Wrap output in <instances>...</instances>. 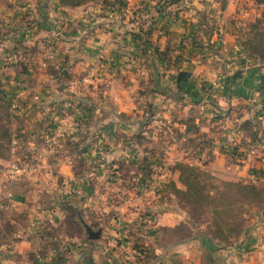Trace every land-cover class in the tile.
<instances>
[{
	"label": "crops",
	"instance_id": "crops-1",
	"mask_svg": "<svg viewBox=\"0 0 264 264\" xmlns=\"http://www.w3.org/2000/svg\"><path fill=\"white\" fill-rule=\"evenodd\" d=\"M187 1L189 11L183 8L180 11V0L152 6L149 22L152 35L146 45L141 43L138 51L137 41L129 36L134 25L128 29L102 15L92 20L83 10L79 14L78 10L59 4L58 0H0V89L3 92L0 99L8 106L10 132L9 151L0 159V264H33L34 260L37 264H264V223L258 233L245 232L237 244L220 246L195 239L160 245L151 242L150 237L158 239L161 229L178 226L186 217L184 211L178 210L168 219L169 207L161 206L158 213L151 208L146 215L152 228L149 231L145 226L138 229L133 226L139 219L133 204L128 198L117 200L119 192L109 196L107 191L113 186L115 173H119L117 162L128 150L145 163L150 161L148 156L161 153L163 160L173 166L179 156L174 144H170L173 135L166 137L160 150L151 149L156 139L154 134L140 131V126L145 125L143 120L131 116L135 109L140 113L138 107L144 106L148 98L139 97V85L135 73L131 72L134 70L132 61L140 62L141 54L148 58L156 55L157 59L170 54L181 59L177 63V69L181 68L184 74L180 84H166L177 96H163L154 90L149 100V106L155 107L157 102L165 104L167 113H163V117L169 126L186 117L188 109L194 105L201 108L206 100L222 110L241 101L248 105L247 99L249 112L239 121L230 119L233 126L243 123L251 127V123L256 124V117L260 120L264 117L263 68H245L231 88L220 89L218 84L220 78L238 71L242 63L237 58V52L241 51L235 46L230 21L238 0ZM130 9L128 7L126 13ZM200 9L207 12L208 18L213 14L210 18L217 20L212 23L215 31L207 30V21L192 18L193 13L187 14ZM74 22L79 24L83 34L69 38L65 32ZM118 28H125L122 36ZM75 41L80 43L79 48L74 49ZM74 50L79 59L77 65L72 58ZM29 52L35 57L28 56ZM151 59L148 67L152 75L162 74L161 71L172 75L174 67L160 70L157 60ZM22 65H27L26 69ZM62 65L66 70H56ZM75 65L84 71L83 76L92 72L107 78L95 85H90L92 82L75 84L74 80H68ZM139 69V74L149 73L146 66ZM129 75L133 77L124 79ZM61 78H65V82L60 81ZM118 81L124 83L119 85ZM147 86L152 88L151 84ZM79 87L81 99L75 94ZM188 96L190 99L186 102ZM110 107L108 112L116 116L107 120L103 110ZM91 109L99 111L96 128L100 132L95 133V139H111L114 145L108 146L113 148L104 153L95 146L90 154L92 160H86L85 169L77 172L67 157V149L62 147L63 139H73L78 115L85 126L83 131L82 126L79 127L80 138L94 139L93 132L86 127L91 122ZM174 109H179L181 118L177 119ZM121 113H125L123 118L118 117ZM187 138L183 135L181 140ZM140 139L145 146L139 144ZM263 151L264 148L260 155ZM261 157L259 159L263 160ZM217 160L215 156L214 164L208 162L211 169ZM244 160L235 170L239 169V175L249 179L248 172L258 161L254 159L250 165L243 164ZM17 162L24 167V172L11 179L10 166ZM225 168L233 175L228 179H239L229 163L226 162ZM164 199L153 201L159 203ZM66 216L71 219L67 222L77 230L74 237L61 233ZM86 229L99 232V237L87 239ZM81 233L86 237L80 238ZM135 246L146 252L143 261L135 259Z\"/></svg>",
	"mask_w": 264,
	"mask_h": 264
},
{
	"label": "rangeland",
	"instance_id": "rangeland-1",
	"mask_svg": "<svg viewBox=\"0 0 264 264\" xmlns=\"http://www.w3.org/2000/svg\"><path fill=\"white\" fill-rule=\"evenodd\" d=\"M108 0H96L92 1L86 4L85 9L83 10L84 13H86L90 19L94 20L99 15L107 16L108 18H112L111 20H114L117 22L120 26H125V28H131L132 25L140 24L142 26V30H144V36L145 40H148L149 37H151L152 31H149V22L152 20V14H151V8L152 6H162L169 4L171 0H124L126 5H123L122 7H119L118 5L111 8H107L105 6V3ZM172 3H175L173 1ZM181 8L180 11L182 12V8L184 11H189L190 4L187 0L181 2ZM132 5V6H130ZM130 9L129 13H126L127 8ZM154 10H156V7H154ZM79 14H81L82 10H78ZM193 13L194 16L197 17V20L206 22L210 29V33L212 31H215V26L212 24L213 22H217L216 19L210 18L212 15L210 14V17L208 18L206 16V11H203V9L192 10L190 12H187V14ZM171 19H174V16L171 15ZM232 36L235 38V46L240 48L241 52L239 53V58L242 63H240V68H238V71L245 72V68H248L249 70L251 68H258V69H264L263 64H260L257 60L251 59L248 57H245L242 46L244 45L243 42L246 40L252 39L254 37V34L258 29H254L253 26L257 24L259 21L260 23H264V9L262 6H259L256 4L253 0H238V5L235 9V12L232 14ZM196 20V19H195ZM209 22V24H208ZM148 25V26H147ZM260 28H263L262 25H259ZM125 28L119 30L121 33H119L121 36L125 31ZM205 29H203L204 31ZM74 32H77L76 34H73ZM199 32L198 30H196ZM93 32V31H92ZM151 32V33H149ZM67 37L71 38L74 37V35L81 36L83 33L81 32V28L78 23H73V25L69 26V29L65 32ZM213 34V33H212ZM130 36V35H129ZM210 40V39H209ZM143 41L137 40V46L135 48H142ZM210 44V42H209ZM75 46L74 49L80 47V43H76L73 45ZM144 46V45H143ZM213 46V45H212ZM130 47V46H129ZM134 47V46H133ZM149 47V46H148ZM144 49V47H143ZM239 50V49H238ZM74 50L73 53V59L75 64L77 65L76 60H79L77 57V54ZM129 51V50H128ZM127 52V51H126ZM140 54V53H138ZM31 58L35 57L33 53L29 52L27 54ZM164 55V54H163ZM128 56L126 55V58ZM140 62H137L136 60L132 61V70L131 72L135 73L136 82L139 85L138 92L139 97L143 95L144 98V106H139L140 113L136 112L137 109L133 111L134 114L131 116H134L135 118H141L143 120L145 125H141L139 130L140 131H149L154 134L155 141L152 145H150L151 149L154 150H160V148L164 145L167 141L166 137L168 135H173V142H170V144H174L173 147L179 152V156H177L176 161L174 162V165L171 166L167 161H164L162 158L161 153L148 156L150 158V161L148 163L143 162V159H140L137 157L135 152L132 150L126 152L124 155H122L121 160L117 162V168L119 170V173H115V179L112 182L113 186L111 187L109 191V196H113L112 194H115L119 192V195L116 197L117 200L126 198L128 202L133 204V206L137 209V218L138 223L133 224L134 227L138 229H142L147 227V230L149 231L151 227V223L148 219V216L146 214H149V212L152 210H156L158 213V208L161 206H167L169 207V213L166 214L167 218L170 219L172 216L176 215L178 213V210H182L185 213V216L188 217L189 213H191V208L185 207V202L182 201L181 198L178 197L177 194L173 192V189L170 188V178L171 173L173 170V167L179 163L186 164L188 166H192L195 168H198L199 170H196V175H200L198 182L203 183L206 186V189L209 190L211 193V196H217L216 189L219 190V192L224 193L225 196L227 195V188L223 186V182H233V183H241L240 180H242L244 177H241L239 175V169H236V166H239L241 161L244 160L243 164H253V160L258 161L257 164L254 163L253 167L250 168L252 171L249 174L250 178L245 177L247 182L256 188V193H254L252 196L246 194L245 192L233 187L230 188L232 192L236 193L239 191V199H245L248 200H254V204H250L248 202H244V204L239 209V215L244 220V226L249 227L248 230H253L254 232L258 233L261 231V225L264 223V209L261 212V209L264 207V151L263 155L261 154L262 148H264V117L260 120L258 117L255 118L254 121H256V124L251 123L250 125L243 126V123H235L236 125L233 126V121L230 119H233L234 121H239L243 116H245L249 112V102L246 99L248 105H241V104H234L233 106L226 107L224 109H219L218 107L212 106V104H208L204 102L203 106L200 108L197 105H194L195 107H191L188 109L187 116L183 119L177 120L175 123L176 125H173V123H170L169 126L166 122V118L163 117V113H167L165 111V104H158L156 103L154 106H149L151 100V93L155 90V79L154 75H152L150 68L148 67V61L151 60H157V68L160 70H164V67H170L173 69L171 70V74H165L164 71H161V79L164 83V85L168 84V82L174 83V78L176 74L180 71L183 72V70L177 69V66L179 62H181V59L177 56L173 55H165L160 58H155L156 55H154L151 58H148L144 54H141ZM141 62L143 64H141ZM75 68L71 71V76L69 75L68 80L72 79L74 80L75 84L80 85L83 82H92L90 85H95L97 82H100L101 79L106 80V75H101L98 73V76L96 73L89 72L85 76L82 75L84 71L81 72L80 68ZM140 66H146V70H149V73L145 71L144 74H139V67ZM188 68V67H185ZM157 69V70H158ZM56 70H66L65 66L62 65L58 67ZM70 70V68L68 69ZM186 70V69H185ZM169 71V70H168ZM61 71H59L60 73ZM159 71V73H161ZM147 73V74H146ZM85 74V73H84ZM133 77V75H129L124 79H129V77ZM232 76V74H231ZM222 77L220 78L218 84L220 89H224L225 87L231 88L236 81L233 80L231 84H229L227 81L231 77ZM241 76V73H240ZM72 77V78H70ZM238 79V78H237ZM62 82H65V78L59 79ZM135 81V80H133ZM119 82V85H122V82ZM127 84V83H125ZM147 84H151V89L148 88ZM153 85V86H152ZM118 86V85H117ZM81 89L79 87L76 96L81 99ZM187 94V93H186ZM185 94V96H187ZM242 97V96H239ZM141 98V97H140ZM189 96L185 98V101H189ZM241 99V98H240ZM78 101V99H77ZM94 101V99H93ZM211 101V100H209ZM240 101V100H239ZM162 102V101H160ZM211 106V108L209 107ZM244 107L241 109L239 106ZM141 108V109H140ZM112 107L103 110L106 112L104 115H106L107 120L110 118L113 119L116 115L113 114L111 111ZM90 111V124H88L86 127L91 131L92 137L95 136V133L100 132L99 129L96 128V117L99 111H95L92 109ZM175 115L178 119L181 118L182 113H180L179 109H174ZM4 114V109L0 107V116ZM125 113L118 114V117L123 118ZM171 114V112H170ZM242 114L240 117H237V115ZM231 115V116H230ZM94 117V118H93ZM232 117V118H231ZM206 120H211L210 122H206ZM156 122V124H154ZM262 124V125H259ZM75 125V126H74ZM74 137L72 140H66L63 139V148H66L68 151L67 157L73 162L75 168L77 169V172L80 171L83 167L85 169V162L86 160L91 159L92 156L90 155L93 152V149L98 148V151L100 152H108L113 147L108 148V146H113L114 142H112L111 139H105L102 137V140H96L94 139H82L80 138V131L79 127L80 125L81 130L85 128L81 124V116L78 115L77 119L74 121ZM90 125V126H89ZM169 127V128H168ZM105 129V128H104ZM106 132L108 131L105 129ZM240 130V131H239ZM242 130V131H241ZM231 131H235L236 133L232 134ZM243 134L241 136V134ZM107 134V133H106ZM183 135H186L188 138L182 141ZM244 135L247 138H243ZM249 135V136H248ZM110 138V137H109ZM69 145H68V144ZM139 144L141 146H145V143L143 140H139ZM97 146V147H95ZM102 146H106L102 148ZM211 158H208L210 156ZM215 156L217 157V164L211 169L209 167V163L214 164ZM263 156V157H261ZM262 158L263 160H260L259 158ZM21 158V157H20ZM260 161H259V160ZM226 162L230 164V166L235 170V176L236 178H239L237 180H230L228 178L232 177L231 171L229 169L227 170ZM202 166H206L207 168H204ZM215 168V169H214ZM239 170V171H238ZM228 171V173H227ZM241 173V172H240ZM108 174V173H107ZM118 174V175H117ZM137 176V177H136ZM180 188H182L180 186ZM215 188V189H214ZM214 189V190H213ZM119 190V191H118ZM168 194V197L165 195ZM164 200L160 201L159 203L154 202L153 200L164 198ZM171 197V198H170ZM246 199V200H247ZM150 201H152L151 204ZM162 202V203H161ZM225 202H227L225 200ZM154 208V209H153ZM226 209L222 208L218 210V212L221 214L224 213ZM229 210V209H228ZM243 211V212H242ZM237 211H234V214ZM71 213V212H70ZM181 213V212H180ZM170 214V215H168ZM172 215V216H171ZM238 215V216H239ZM68 216V215H67ZM65 217V223L62 224L61 227V233L65 236L74 237L77 235V230L72 226L71 222H67L68 220L71 221V219ZM182 216V215H181ZM243 216V217H242ZM210 214L209 212L205 215H203V218L201 220H198V224L201 228L206 230V228L209 227L208 224H210ZM240 218V217H239ZM68 219V220H67ZM21 224V220H19ZM141 222V224L139 223ZM131 225V224H129ZM157 225V224H156ZM135 228V229H136ZM155 228V227H154ZM226 228V227H225ZM97 227L94 229L96 230ZM180 230V228H179ZM225 230V229H224ZM174 233H178V230H175ZM179 234H181L179 232ZM183 234V231H182ZM190 234V233H189ZM189 234L183 235L187 236ZM79 235V234H78ZM256 235V234H255ZM80 238H85L86 236L81 233ZM168 232H166L165 229H161L158 239L151 238V242L158 243V244H168L169 242L173 240H168ZM177 237V236H176ZM87 239L88 236H87ZM241 239V238H240ZM239 239V241H240ZM204 240V239H203ZM231 243L229 244H237L239 241H233V238L230 239ZM233 241V242H232ZM218 245H228L224 244L222 242H215ZM135 255V254H134Z\"/></svg>",
	"mask_w": 264,
	"mask_h": 264
},
{
	"label": "trees",
	"instance_id": "trees-1",
	"mask_svg": "<svg viewBox=\"0 0 264 264\" xmlns=\"http://www.w3.org/2000/svg\"><path fill=\"white\" fill-rule=\"evenodd\" d=\"M92 1L96 0H58L59 4L76 10H84L86 4ZM173 1L175 0H171L169 2L172 3ZM253 1L259 6H262L264 9V0ZM103 3H105V6L107 8L111 9L117 5L119 7L126 5L124 0H108ZM259 25H262L263 28H260ZM134 27L135 28H132V30L129 31L130 36L136 41H143V45H146V40L144 39V36L146 35H144L145 32L144 30H142L141 25L136 24ZM253 28L258 30L254 34V37L252 39L243 42L244 45H241L242 51L245 57L255 59L264 66V23H260L258 21L257 24L253 26ZM22 66L24 69H26L27 65ZM240 73V71L234 72L227 82L231 84L233 80L240 77ZM182 75L184 74L181 72H178L176 74L174 78L175 84H180V78L182 77ZM154 79L156 87L155 90L158 94L163 96L170 95L171 97L177 96L176 92L169 90V88L164 85L160 74H155ZM178 88H180V85ZM239 104L244 105L242 101ZM241 105L239 107L243 109L244 107H241ZM0 107L4 109V114L0 116V159H3L7 156V153L9 151L10 132L7 126L8 106L7 103H5L2 99H0ZM241 115L242 114H239L237 115V117H240ZM17 163L20 164L19 162ZM196 170L199 169L182 163H179L173 167L170 178V188L173 189V192L177 194L183 202H185V207L191 208V213H189L188 217L186 216L184 221L174 229L166 230L169 235L168 240H173L168 244H177L195 239H204L209 242H222L224 244L231 243V238H233V241H239V239L249 228L247 226H244V220L239 215V209L244 204V202L254 204L255 198H253V200L251 201L247 198H245L244 200L239 199V191L234 193L230 188L235 187L243 192H245L246 190V194L251 196L256 193V188L254 186H251L245 178L240 180L241 183H233L231 181L223 182V186L227 188L228 196H225L224 193H221L218 189H216L217 196L212 197L211 194H209L211 192L206 189V186L203 183L198 182L200 175H196ZM251 171L252 169H250L248 173H250ZM176 182L178 183V185L176 184ZM180 186L182 188H180ZM225 200L227 202H225ZM222 208L226 210L223 214L220 215L218 210ZM263 209L264 207L261 209V212H263ZM235 210L237 212L234 214ZM208 212L210 214V218L208 219H210L211 223L208 224L209 227L204 230L199 226L198 220H201V218H203V215L207 214ZM175 230H178L177 234L174 233ZM179 232L181 234H179ZM186 234L189 235L183 236ZM134 250L136 260L143 261V259L146 258V252L143 248L135 246ZM33 264H37L35 260L33 261Z\"/></svg>",
	"mask_w": 264,
	"mask_h": 264
},
{
	"label": "built area",
	"instance_id": "built-area-1",
	"mask_svg": "<svg viewBox=\"0 0 264 264\" xmlns=\"http://www.w3.org/2000/svg\"><path fill=\"white\" fill-rule=\"evenodd\" d=\"M55 144V142H54ZM10 178H15V176L20 175L22 172H24V167H21V164L13 163L10 166Z\"/></svg>",
	"mask_w": 264,
	"mask_h": 264
},
{
	"label": "water",
	"instance_id": "water-1",
	"mask_svg": "<svg viewBox=\"0 0 264 264\" xmlns=\"http://www.w3.org/2000/svg\"><path fill=\"white\" fill-rule=\"evenodd\" d=\"M2 90L0 89V94H2ZM86 232H87V236L89 239L93 240V239H96L99 237V232H94V231H91L89 229H86Z\"/></svg>",
	"mask_w": 264,
	"mask_h": 264
}]
</instances>
